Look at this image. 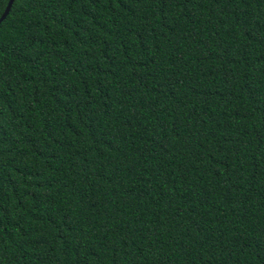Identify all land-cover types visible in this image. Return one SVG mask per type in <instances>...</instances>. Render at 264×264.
<instances>
[{
  "label": "trees",
  "instance_id": "1",
  "mask_svg": "<svg viewBox=\"0 0 264 264\" xmlns=\"http://www.w3.org/2000/svg\"><path fill=\"white\" fill-rule=\"evenodd\" d=\"M0 264H264V0H14Z\"/></svg>",
  "mask_w": 264,
  "mask_h": 264
},
{
  "label": "water",
  "instance_id": "2",
  "mask_svg": "<svg viewBox=\"0 0 264 264\" xmlns=\"http://www.w3.org/2000/svg\"><path fill=\"white\" fill-rule=\"evenodd\" d=\"M13 2H14V0H8L7 5H6L5 9H4V12L2 13V15L0 17V23L2 21H4L5 18L7 17V15L9 14V11H10L12 5H13Z\"/></svg>",
  "mask_w": 264,
  "mask_h": 264
}]
</instances>
